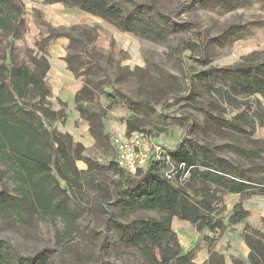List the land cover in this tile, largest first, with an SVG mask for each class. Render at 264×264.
Instances as JSON below:
<instances>
[{
    "label": "rangeland",
    "instance_id": "374dc122",
    "mask_svg": "<svg viewBox=\"0 0 264 264\" xmlns=\"http://www.w3.org/2000/svg\"><path fill=\"white\" fill-rule=\"evenodd\" d=\"M12 1L21 7L22 24L16 38H2L3 56L6 55L8 60L11 53L17 63L25 61L27 64H30L29 56L37 59L42 56L47 60L48 69L51 59H55L52 65L56 70L44 80L71 81L60 94L61 98L68 94L65 102L57 98V106H54L50 96L47 97L49 112L53 113L47 121L60 134L69 135L73 143L81 144L84 154L104 168L110 165L95 148L89 122L81 118L74 103L75 94L84 84L97 87V98L85 102L83 106L94 112L103 111L106 131L112 135L126 131L125 120L130 115L126 111L127 106L134 111V116L141 119L142 128L167 149L180 142L188 144L186 142L190 140L198 145L208 144L222 156L233 157L229 145L243 134L234 130L233 126L246 132L250 130L243 122L244 116L238 115V108L249 105L250 111H246L250 117L257 110L255 101L259 100L264 110V99L260 94L246 99L234 96L229 104L221 101L213 91V87H220L219 80H223L214 74L217 70L239 64L254 51L258 52L254 56L257 64H262L257 66L256 74L264 78V0H224L217 7L209 0H193L182 7L178 18L196 21L207 30L210 38L209 55L205 62L195 60L194 55L186 59L194 85L190 99L185 95L176 48L187 42L198 55L200 41L197 28L167 23L164 26L165 42L152 43L141 41L130 32L119 31L99 17L60 4H45L43 0ZM135 1L152 2L167 15L188 2ZM252 65H256V61ZM106 90L114 93L119 106L125 107L109 109L107 105L111 97L106 95ZM178 96L182 98L177 99ZM70 109L74 114L70 113ZM261 136L264 133L254 124L252 137ZM76 164L77 168L86 169L84 163ZM2 169L4 167L0 165ZM87 178L81 189L73 190L75 197L65 201L75 220L74 229L67 235L64 233L66 226L60 218L53 219L38 213L36 208L23 207L14 217L0 213L1 247L9 254L13 264L18 260L21 264H99L100 260L111 264H139L137 252L122 247L111 229L106 233L103 230L104 208L111 210L112 206L101 207V201L105 196L111 199L115 185L125 184L126 179L114 170L92 173ZM93 185H97L98 190L93 189ZM0 186L10 196L17 197V184L11 172H7ZM100 189L104 193L100 194ZM237 201L249 211L246 221L253 227H259L264 215V200L254 194L227 196V211ZM122 207L120 204L118 210ZM155 215L152 211L143 210L127 218H116L125 221L134 216ZM172 226L178 231V240L184 251L202 245L194 257L196 264H202L209 254L202 242L195 241V230L177 220ZM234 228L228 230L215 246V250L224 256L225 264H232V257L246 260L243 257V246L246 245L238 235L241 227Z\"/></svg>",
    "mask_w": 264,
    "mask_h": 264
},
{
    "label": "trees",
    "instance_id": "16d2710c",
    "mask_svg": "<svg viewBox=\"0 0 264 264\" xmlns=\"http://www.w3.org/2000/svg\"><path fill=\"white\" fill-rule=\"evenodd\" d=\"M192 1L182 3L167 15L152 2L43 0L45 4L57 3L99 17L119 31L132 33L141 41L164 43V26L167 23L197 28L200 41L198 55L187 42L176 48L185 95L189 99L192 98L194 85L186 59L194 55L195 60L205 62L210 48L207 30L196 21L178 18L182 7ZM209 1L217 7L224 0ZM21 24V7L12 0H0V165L4 167L0 170V181L7 172H11L18 189L17 197H13L0 186V213L3 216L11 214L14 217L23 207L36 208L38 213L53 219L60 218L66 226L64 233L67 235L74 229L75 220L65 201L75 197L73 190L81 189L92 173L114 170L126 180L125 184L115 185L111 199L105 196L101 201V207L112 206L111 210L104 208L103 230L106 233L111 229L122 247L137 252L139 264H196L194 257L202 245L184 251L172 229L174 218L189 223L201 236L209 254L202 264H225L224 256L215 250V246L228 230L238 225L241 227L238 235L249 252L244 261L232 257V264H264V217L260 219L259 227H253L246 221L249 211L240 201L233 203L230 211L225 208V198L231 195L243 197L254 194L264 200V136L252 137L254 124L264 133V110L259 100L255 101L257 110L250 117L246 111H250L249 105L238 108V115L244 116L243 122L250 130L246 132L233 126L234 130L243 133L229 145L233 157L222 156L208 144L198 145L188 140V144L180 142L168 149L169 165L173 168L171 178L165 175L169 165L155 161L130 175L114 161L115 151L111 145V134L104 129L103 111L94 112L83 106L85 102L97 98V87L84 84L75 94L74 103L81 118L89 122L95 148L110 165L104 168L84 154L81 144L73 143L69 135H62L50 127L47 118H51L53 113L48 109L49 91L44 81L47 60L42 56L39 59L29 56L30 64H27L25 61L17 63L11 53L8 60L6 55L3 56L2 38H16ZM256 55L258 52L254 51L239 64L214 73L223 79L219 80L220 87H213L221 101L230 104L234 96L246 99L255 94L264 99V78L256 74L260 65L254 58ZM255 61L256 65H252ZM105 93L111 97L107 105L109 109L125 107L119 106L114 93L109 90ZM181 98L178 96L177 99ZM126 110L130 114L125 120L126 133H149L142 128L141 119L134 116V111L127 106ZM78 161L84 163L86 169L79 170L76 166ZM92 188L98 190L97 185ZM101 193L104 192L100 189ZM120 204L123 207L118 210ZM143 210L156 215L134 216L125 221L116 218H127ZM12 262L9 254L3 252L0 242V264ZM15 264H21V261ZM99 264L111 263L100 260Z\"/></svg>",
    "mask_w": 264,
    "mask_h": 264
},
{
    "label": "built area",
    "instance_id": "2783aa9c",
    "mask_svg": "<svg viewBox=\"0 0 264 264\" xmlns=\"http://www.w3.org/2000/svg\"><path fill=\"white\" fill-rule=\"evenodd\" d=\"M111 145L115 151L114 161L130 175H134L139 169H145L150 161L171 165L167 147L146 132L135 131L127 134L123 131L119 135L111 134ZM170 165L165 171L168 178L173 175Z\"/></svg>",
    "mask_w": 264,
    "mask_h": 264
},
{
    "label": "crops",
    "instance_id": "0c3cea01",
    "mask_svg": "<svg viewBox=\"0 0 264 264\" xmlns=\"http://www.w3.org/2000/svg\"><path fill=\"white\" fill-rule=\"evenodd\" d=\"M57 4V3H56ZM61 5V4H60ZM52 61L51 62H49V69H48V71L46 72V74H45V76H49V75H52L53 73V71H55L56 69H55V67H54V65H52V63L53 64H55V59H51ZM58 67H61V66H58ZM62 69V68H61ZM61 69H59V73L61 72ZM45 78V77H44ZM45 81V83H46V86H47V88H48V91H49V93H48V97L50 96V101L52 102V104L54 105V106H57V104H56V100H57V98H59V100H61L62 102L64 101H66L68 98H66L67 96H68V94H67V96H65L64 98H61L60 97V94H63L64 93V91H62V89L64 88V86L65 87H67L66 86V84H68V82H70L71 80H44ZM70 113L71 114H74L73 113V111H72V109H70ZM78 162H80V161H78ZM77 163V162H76ZM76 166H77V164H76ZM78 167V166H77ZM79 170H83V168L82 167H79L78 168ZM262 217H264V215L262 216ZM174 220H177L178 222H181V223H183V224H187V225H190L189 223H187V222H184V221H180V220H178L177 218H174L173 219V221ZM173 221H172V223H173ZM191 226V225H190ZM172 229H173V231L178 235V231L177 230H174V228H173V226H172ZM195 234L197 235L196 236V238H195V241L196 242H201L200 240H201V236L195 231ZM178 237V236H177ZM197 237H199L200 238V240L198 239L197 240ZM241 239V238H240ZM243 242V241H242ZM245 245V244H244ZM244 247V251H243V257H244V259H246L247 258V255H248V252H249V249L247 248V246H243ZM183 248V247H182ZM183 250H184V248H183Z\"/></svg>",
    "mask_w": 264,
    "mask_h": 264
}]
</instances>
